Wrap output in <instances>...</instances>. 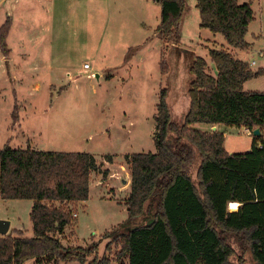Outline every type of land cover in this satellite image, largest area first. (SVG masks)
<instances>
[{
    "label": "trees",
    "instance_id": "16d2710c",
    "mask_svg": "<svg viewBox=\"0 0 264 264\" xmlns=\"http://www.w3.org/2000/svg\"><path fill=\"white\" fill-rule=\"evenodd\" d=\"M154 1L161 7V40L178 45L186 0ZM197 9L201 29L221 34L233 50L249 49L245 38L255 19L252 3L197 0ZM11 26L8 19L0 30L5 58ZM188 56L189 109L183 123L173 121L169 91L161 89L154 115L156 153L125 157L131 174L128 220L104 236L118 249L114 258L96 256L89 262L97 245L66 247L59 239L74 224L68 207L89 199L91 176L100 170L96 158L7 146L0 150V198L33 203L32 236L14 230L0 237V264H248L236 255L231 239L250 252L254 264H264V93L244 90L264 70L253 72L225 50L209 51L214 73L205 59ZM160 66L166 76L163 54ZM197 125L260 130L261 136L250 152L229 154L223 133L195 130ZM105 159L113 163V156ZM231 203L240 205L236 212ZM111 248L108 244L106 252Z\"/></svg>",
    "mask_w": 264,
    "mask_h": 264
},
{
    "label": "rangeland",
    "instance_id": "374dc122",
    "mask_svg": "<svg viewBox=\"0 0 264 264\" xmlns=\"http://www.w3.org/2000/svg\"><path fill=\"white\" fill-rule=\"evenodd\" d=\"M238 2L252 3L255 14L245 38L250 47L244 52L231 49L221 34L200 28L197 0H186L178 45L161 40L157 32L161 7L154 0H0V24L8 15L14 21L9 39L13 62L7 68L16 73V79L13 75L6 77L0 65V150L7 146L18 148L15 143L23 141L25 134L43 152L94 154L100 165V170L91 176L88 201L68 207L74 224L59 238L64 246L97 245V253L89 262L96 256L112 260L118 252L112 239L104 236L128 220L126 202L131 174L125 157L156 153L154 115L161 89L169 91L173 121L183 123L189 109L188 55L205 59L212 73V49L228 51L249 63L253 72L264 70V0ZM36 33L44 36L48 51L40 74L32 69L35 47L19 44L35 40ZM177 49H182L181 55ZM24 51L28 55L20 57ZM162 54L168 69L166 76L161 73ZM252 62L256 65L252 66ZM85 64L92 70L84 71ZM7 73L10 74L8 70ZM97 74L103 78L98 79ZM244 90L264 93V73L248 81ZM15 109L16 120L12 119ZM208 128L197 125L195 130L204 132ZM219 132L225 135L228 153L251 151L255 138L251 132L225 126ZM108 154L113 156L112 164L105 159ZM199 165L198 158L193 174ZM124 179L127 185H123ZM31 206L28 200L0 198V220L9 221L11 230L32 236ZM108 244L112 248L107 253ZM230 244L237 256L254 264L247 249L234 239Z\"/></svg>",
    "mask_w": 264,
    "mask_h": 264
},
{
    "label": "crops",
    "instance_id": "0c3cea01",
    "mask_svg": "<svg viewBox=\"0 0 264 264\" xmlns=\"http://www.w3.org/2000/svg\"><path fill=\"white\" fill-rule=\"evenodd\" d=\"M53 1V0H52ZM51 1V2H52ZM44 2H46V1H44ZM51 2H47V3H51ZM10 20L11 21V23H12V26H11V30H10V33H9V36H8V39H7V44H8V48H9V39H10V36L13 34V20L10 18V16L8 15V18H7V20ZM6 20V21H7ZM4 23V22H3ZM5 24V23H4ZM4 24H0V25H4ZM1 26H0V30H1ZM14 32H15V30H14ZM16 35H15V33H14V40L15 39H17L16 37H15ZM41 39H42V41H41ZM44 36H41V33H40V35H38V33H36L35 34V40H30V41H28V42H22V41H19V44L20 45H22L24 48H26V47H35V52H36V56H35V61H34V64L32 65L33 66V68L32 69H34L35 70V74H40L41 73V71H42V66L44 65V61H43V59L47 56V54H48V51H47V53H46V51H45V48H44V46H45V42H44ZM43 47V48H42ZM9 50H10V56H9V58H5L4 56H3V54L1 53V50H0V54H1V58H0V65H1V68H2V70L4 71V75H6V77H7V75H13L14 77L13 78H15V76H16V73H14L15 71H13L12 70V68L9 70L8 68H7V66H9V64L11 63V62H13V57H12V50L9 48ZM26 55H28V52H26V51H24V52H22L21 54H19V56L20 57H24V56H26ZM46 55V56H45ZM33 63V62H32ZM15 68H16V70L17 71H21L22 69H21V66H19L18 68L16 67V66H14ZM31 69V68H30ZM7 70H8V72L10 73V74H8L7 73ZM90 70H92V67H91V69ZM89 70V71H90ZM85 71V70H84ZM88 71V72H89ZM97 76V78L98 79H100V78H103V76H102V74H97L96 75ZM111 77H116L115 75H113V74H111L110 75ZM112 78V79H113ZM16 79V78H15ZM112 79H110L111 81H112ZM115 79V78H114ZM113 79V80H114ZM36 88H37V86H36ZM22 126V125H21ZM221 127H223V126H209V128L206 130V131H204V132H209V133H213V132H219V130H220V128ZM19 128H20V125H19ZM214 128H216V131H214ZM21 129H22V127H21ZM242 130H245V131H247V132H249L248 130H246V129H242ZM14 131V130H13ZM12 132V131H11ZM21 133H24V131H21ZM28 137L24 134V138H23V141H21V142H19V143H15V145H18V146H15V147H18V148H15V149H24V150H26V149H28V148H31V149H33V150H37V151H43L42 149V147L40 148V147H38V146H35L34 144V142L33 141H31L30 139H27ZM25 140V141H24ZM225 143H226V138H225ZM224 146H225V144H224ZM233 152H229V154H232ZM91 155H93L95 158H96V155H94V154H91ZM108 155H111V154H108ZM112 156V155H111ZM97 159V158H96ZM131 183V180H130V182H129V184ZM239 205V204H238ZM32 206H33V203H32ZM32 206H31V209H32ZM239 207H240V205H239ZM18 230V229H17ZM12 231L13 230H11V228H10V232H9V234H11L12 233ZM19 231V230H18ZM20 231H22V230H20ZM8 234V235H9Z\"/></svg>",
    "mask_w": 264,
    "mask_h": 264
},
{
    "label": "water",
    "instance_id": "95a60500",
    "mask_svg": "<svg viewBox=\"0 0 264 264\" xmlns=\"http://www.w3.org/2000/svg\"><path fill=\"white\" fill-rule=\"evenodd\" d=\"M214 131H216V128H214ZM252 134L254 137H260L261 136L260 130H256ZM127 184H128L127 179H124L123 185H127ZM231 212H233V211H231ZM10 228H11V223L9 221L0 220V236L1 237L7 236L10 232Z\"/></svg>",
    "mask_w": 264,
    "mask_h": 264
},
{
    "label": "built area",
    "instance_id": "2783aa9c",
    "mask_svg": "<svg viewBox=\"0 0 264 264\" xmlns=\"http://www.w3.org/2000/svg\"><path fill=\"white\" fill-rule=\"evenodd\" d=\"M44 1H46V2H51L52 0H44ZM254 65H256L255 62H252V66H254ZM90 69H91V66H90L89 64H85V65H84V70H85L86 72H88ZM74 216L76 217L77 215H74Z\"/></svg>",
    "mask_w": 264,
    "mask_h": 264
},
{
    "label": "bare ground",
    "instance_id": "6f19581e",
    "mask_svg": "<svg viewBox=\"0 0 264 264\" xmlns=\"http://www.w3.org/2000/svg\"><path fill=\"white\" fill-rule=\"evenodd\" d=\"M229 207H230V210L233 212H236L239 209L238 203H231Z\"/></svg>",
    "mask_w": 264,
    "mask_h": 264
}]
</instances>
